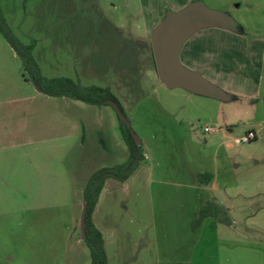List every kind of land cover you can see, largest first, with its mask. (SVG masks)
<instances>
[{
    "label": "rangeland",
    "instance_id": "obj_1",
    "mask_svg": "<svg viewBox=\"0 0 264 264\" xmlns=\"http://www.w3.org/2000/svg\"><path fill=\"white\" fill-rule=\"evenodd\" d=\"M196 2L221 12L224 24L192 33L180 47L179 62L209 82L211 74L204 61H217L221 73L231 75L236 84L241 73L247 70V64L243 62L231 69L229 60L255 62L261 55L255 45H264V0H230L225 9L221 6L225 3L223 0L191 1L189 5ZM0 8L10 30L22 44L35 42L33 56L44 77L69 78L84 87H110L124 106L126 119L139 142H144L147 131L155 129L153 132L158 138L152 153L161 168L181 167L183 162L176 160L175 153L184 152L179 139L183 137L182 131L165 115V109L195 117L191 132L200 143L203 139L208 144L218 142V136L210 138L203 132L205 126L216 129V124L222 122L221 115L211 105L213 100L197 98L200 100L188 103L182 88L164 87L156 73L151 33L182 9L175 11L164 0H0ZM230 18L237 23L233 19L229 21ZM209 29L217 31L214 46L208 40L201 41L205 31L209 35ZM199 45L203 54H198L197 63L180 57L185 48ZM219 71L214 73L217 78ZM210 84L218 89L216 83ZM228 113L240 115L239 109ZM166 122L172 124L169 129L172 135L159 127V123ZM232 128L234 135L239 136L245 127L236 122ZM172 137L176 139L177 149L170 146ZM78 145L71 150H67L66 142L56 146L35 145L24 150L28 158L16 150L3 155V161L0 160V264H90L89 250L81 238L77 220L80 208H72L71 204L75 194L69 178L76 183L81 180L79 176L85 174L80 173L81 167L91 165L95 151L92 147L81 150ZM122 148L128 153L125 144ZM237 149L257 153L259 144H238ZM126 160L118 159V165ZM141 179L137 172L130 180L109 186L101 193L96 219L103 233L109 264H157L165 251L177 245L172 225H159L161 234L158 231L154 234L147 230L151 226L142 222L143 214L138 223L136 211L145 209H135L134 203L157 200L156 187L149 182L144 187ZM256 201L264 204V196L258 195ZM75 213L77 216L73 218ZM263 215L253 216L250 224L264 233ZM260 232L248 231V242H253L252 238L264 244V234Z\"/></svg>",
    "mask_w": 264,
    "mask_h": 264
},
{
    "label": "crops",
    "instance_id": "obj_2",
    "mask_svg": "<svg viewBox=\"0 0 264 264\" xmlns=\"http://www.w3.org/2000/svg\"><path fill=\"white\" fill-rule=\"evenodd\" d=\"M164 1L178 11L187 7L191 1L200 0ZM223 1L225 3L221 6L225 9L230 5L227 4L230 0ZM209 30V35L205 31V37H202L201 41L204 39L205 43L208 40V44L214 46L217 42L215 38L217 31ZM229 36L232 38L233 35ZM255 47L261 53L255 62L244 58V61L239 62L229 60L231 69L239 66L238 64L243 65V62L247 64L245 66L247 70L241 73L236 84L231 75L221 73L217 61L212 63L210 60L204 61V65L208 66L207 71L211 74L209 82L216 83L225 99L202 97L180 89L186 92L185 99L188 103L200 100L197 98L213 100L211 105L217 109V115H221L220 124L225 127L222 128L218 123L216 129L212 128L213 132L206 134L210 135V138L218 136V142L208 144L203 139L200 143L191 132L192 119L195 117H189L185 113L181 115L180 112L173 113L168 109H165V115L173 119L174 125L179 126L183 134L182 139L180 136L179 139L182 140L180 142L184 145L186 154L175 153L176 160L181 159L183 162L182 166L169 171L154 161L153 145L158 138V134L153 132L155 129L147 131L143 136L144 142L143 140L139 142L142 150V159L139 163L143 166H137L126 181L139 172L144 187L147 182L150 186L156 187L157 200L154 203L153 201L134 203L135 209L138 207L145 209L143 212L136 211L138 223L143 214L142 218L145 219H142V222L151 226L147 230H152L154 234L157 231L161 234L159 225H172V233L176 235L174 237L177 241V245L171 246L167 253L165 251L164 258L157 264H264V244L252 238L253 242L249 243L247 239L248 231L255 229L257 232L262 231L250 224L251 218L264 214V204L256 201L258 195L264 196V45L257 43ZM200 48V45L185 48L181 51L180 57L184 61L191 59L193 63H197L198 54L202 52ZM34 50L35 47L32 55ZM33 58L36 61L34 56ZM19 65V59L13 50L0 37V160L3 161L4 154L15 150L28 158L24 150L40 144L49 143L56 146V143L66 142L67 150L75 148L77 144L81 150L92 147L95 151L93 161L89 165L92 168L88 170L87 164L81 167L80 173L85 174L79 176L81 180L78 183L75 179L69 178L71 191L75 194L71 204L72 208H80L77 213L79 220L83 189L90 175L100 168L118 165V159L123 161L128 157V153H124L122 148L124 142L116 113L110 106H93L65 97L41 95L23 79ZM218 71L221 74L217 78L214 73ZM161 84L166 87L163 82ZM111 93L113 94L112 91ZM120 105L125 112L124 106L121 103ZM238 109L240 115L231 116L228 113ZM236 122H241L245 127L239 136L234 135L232 128ZM159 124L166 132H169L172 126L168 122L163 123L164 126L162 123ZM248 131L256 133V140L253 142L259 144L257 153H246L237 149L239 144L237 140ZM76 139L80 142L77 143ZM175 140L172 137L171 142L168 141L173 149H177L174 147ZM237 160L244 165L241 170V164L236 163ZM202 173L212 175L207 184L200 183L199 175ZM203 181H207V177H204ZM117 183L119 182L108 180L103 190ZM99 199L92 214V221L102 233L96 219ZM209 202L217 204L221 208V213L218 214L216 209H212L209 216L193 227V221ZM77 215L73 214V218ZM164 239L167 240V236H164ZM106 256L109 260L107 252Z\"/></svg>",
    "mask_w": 264,
    "mask_h": 264
},
{
    "label": "trees",
    "instance_id": "obj_3",
    "mask_svg": "<svg viewBox=\"0 0 264 264\" xmlns=\"http://www.w3.org/2000/svg\"><path fill=\"white\" fill-rule=\"evenodd\" d=\"M0 35L19 59V71L21 76L26 82L31 84L39 94L48 97H65L93 106L111 107V103H113L126 117L122 106L108 87H84L77 81L75 82L69 78H45L41 74L40 68L32 55L35 42L32 41L27 45L22 44L10 30L1 12V8ZM117 120L121 137L128 150V158L123 164L103 167L91 174L84 186L82 194L86 207L85 236L83 242L89 250L90 264H108L102 233L96 228L92 221V214L99 199V195L102 192L106 181L113 180L121 183L125 182L134 173L139 161L142 159L140 145L135 143L129 130L118 116ZM204 177H207V181H203ZM211 178L212 175L208 173H202L199 175L201 184H207ZM212 209H216L218 214L219 212L221 213V208L217 204L209 202L193 221L192 226L195 227L201 222V220L209 216Z\"/></svg>",
    "mask_w": 264,
    "mask_h": 264
},
{
    "label": "water",
    "instance_id": "obj_4",
    "mask_svg": "<svg viewBox=\"0 0 264 264\" xmlns=\"http://www.w3.org/2000/svg\"><path fill=\"white\" fill-rule=\"evenodd\" d=\"M232 21V19H228ZM224 19L221 12L206 8L201 3H193L183 8L159 25L151 33V48L157 75L168 88H182L194 94L225 99L224 94L197 73L186 70L179 62V51L181 45L196 30L205 27L221 26ZM118 118L124 123L132 135L135 143L139 140L131 130L126 117L119 108L111 103ZM85 215L86 207L83 201L79 218V230L81 238L85 236Z\"/></svg>",
    "mask_w": 264,
    "mask_h": 264
},
{
    "label": "built area",
    "instance_id": "obj_5",
    "mask_svg": "<svg viewBox=\"0 0 264 264\" xmlns=\"http://www.w3.org/2000/svg\"><path fill=\"white\" fill-rule=\"evenodd\" d=\"M204 132L205 133H210V132H213V129L212 128H209V127H205L204 128ZM254 140H256V133L253 132V131H248L244 135H242L237 140V142L239 144H249V143L253 142Z\"/></svg>",
    "mask_w": 264,
    "mask_h": 264
}]
</instances>
